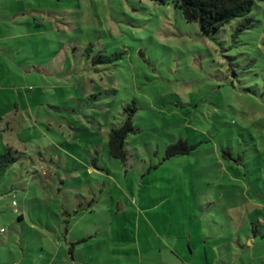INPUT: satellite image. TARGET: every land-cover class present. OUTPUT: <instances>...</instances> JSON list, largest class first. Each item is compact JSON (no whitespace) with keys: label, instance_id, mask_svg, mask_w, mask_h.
<instances>
[{"label":"rangeland","instance_id":"374dc122","mask_svg":"<svg viewBox=\"0 0 264 264\" xmlns=\"http://www.w3.org/2000/svg\"><path fill=\"white\" fill-rule=\"evenodd\" d=\"M178 1L0 0L28 23L0 26V152L16 159L0 182V230L17 254L37 258L56 236L86 239L78 258L133 253L210 229L211 212L260 208L264 0L242 33L245 19L209 35ZM133 111L123 162L109 135ZM180 143L190 153L168 156Z\"/></svg>","mask_w":264,"mask_h":264},{"label":"crops","instance_id":"0c3cea01","mask_svg":"<svg viewBox=\"0 0 264 264\" xmlns=\"http://www.w3.org/2000/svg\"><path fill=\"white\" fill-rule=\"evenodd\" d=\"M0 9L3 12L0 16L1 28H10L11 20L20 25L28 24L25 19L19 20L26 13L18 11L11 19L4 12L8 9L7 5L0 4ZM257 190L261 193L260 208L254 211L233 209L211 212L207 215L209 223H213L210 229L203 225L199 230L168 234L159 244L139 241L133 244V253L128 246L112 251H109L110 247L103 246L102 251L108 249L107 253L80 255L78 258L77 246L73 247V252H70V247L81 240L62 243L56 236L48 243L42 242L38 257L33 258L29 247L26 250L21 247V252L17 254L9 240H3L2 235L6 231L1 233L4 230L1 229L0 264H264V189L258 187ZM250 203L251 206L258 205L252 198ZM219 218H226L227 223L225 220L222 223ZM23 219L24 215H21L20 220ZM223 248L228 252L227 257ZM4 250L6 252L2 254ZM7 254L12 258L4 259Z\"/></svg>","mask_w":264,"mask_h":264},{"label":"trees","instance_id":"16d2710c","mask_svg":"<svg viewBox=\"0 0 264 264\" xmlns=\"http://www.w3.org/2000/svg\"><path fill=\"white\" fill-rule=\"evenodd\" d=\"M177 6L181 9L185 21L197 24L204 35L219 32L237 19H245V23L237 30V33H242L253 23L250 17L254 7L253 0H179ZM135 111L127 115L120 127L110 132L109 149L114 159L123 162L127 160L126 140L130 135L138 133L133 124ZM191 150L187 143H180L170 147L167 154L168 156L183 155L190 153ZM15 161L12 149L0 152V182ZM86 241L83 239L72 244L70 252H73L75 245Z\"/></svg>","mask_w":264,"mask_h":264},{"label":"built area","instance_id":"2783aa9c","mask_svg":"<svg viewBox=\"0 0 264 264\" xmlns=\"http://www.w3.org/2000/svg\"><path fill=\"white\" fill-rule=\"evenodd\" d=\"M12 209L14 212H17V203L15 201L12 202ZM5 230H1V233H4Z\"/></svg>","mask_w":264,"mask_h":264}]
</instances>
